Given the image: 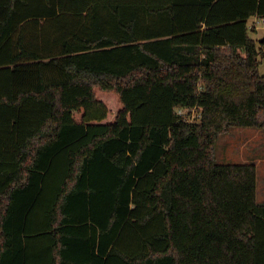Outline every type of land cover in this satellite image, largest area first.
I'll list each match as a JSON object with an SVG mask.
<instances>
[{
    "label": "trees",
    "instance_id": "obj_1",
    "mask_svg": "<svg viewBox=\"0 0 264 264\" xmlns=\"http://www.w3.org/2000/svg\"><path fill=\"white\" fill-rule=\"evenodd\" d=\"M264 0H0V264H264ZM195 108L189 122L178 108Z\"/></svg>",
    "mask_w": 264,
    "mask_h": 264
},
{
    "label": "rangeland",
    "instance_id": "obj_2",
    "mask_svg": "<svg viewBox=\"0 0 264 264\" xmlns=\"http://www.w3.org/2000/svg\"><path fill=\"white\" fill-rule=\"evenodd\" d=\"M251 21V19H249ZM253 37H259L264 36V23L258 27L256 31H251L250 33ZM259 72L261 74H264V58H261V62L259 64ZM252 129H255L251 126L246 127H234L230 130L228 133H224L219 135L214 148V155L217 163H243L241 159L244 157H239V151L238 148V142L240 139L236 137L237 134L243 133L245 131H251ZM262 137H259V142H262V147L264 148V130H263ZM245 150V149H244ZM260 152L264 153V150H261ZM247 162V161H246ZM248 162H253L252 160ZM264 181V173L259 170V173L257 175V182L261 183ZM263 197L257 196V200L261 201L263 200Z\"/></svg>",
    "mask_w": 264,
    "mask_h": 264
},
{
    "label": "crops",
    "instance_id": "obj_3",
    "mask_svg": "<svg viewBox=\"0 0 264 264\" xmlns=\"http://www.w3.org/2000/svg\"><path fill=\"white\" fill-rule=\"evenodd\" d=\"M254 128L255 129H252L251 131H245L236 135V137L240 139L237 144V150L239 151V157H244L241 159L243 163H246V161L248 162L250 160L253 161L252 163L255 164L258 175L260 169L264 173V153L260 152L261 150H264V148H261L262 142H259V137H262L264 127ZM257 196L264 198V181L258 183L256 176V199ZM259 202H264V199Z\"/></svg>",
    "mask_w": 264,
    "mask_h": 264
},
{
    "label": "built area",
    "instance_id": "obj_4",
    "mask_svg": "<svg viewBox=\"0 0 264 264\" xmlns=\"http://www.w3.org/2000/svg\"><path fill=\"white\" fill-rule=\"evenodd\" d=\"M251 21H249V28L258 29L264 23V16H252ZM178 114H183L186 117V120L191 122L199 117L200 112L193 108H178Z\"/></svg>",
    "mask_w": 264,
    "mask_h": 264
}]
</instances>
